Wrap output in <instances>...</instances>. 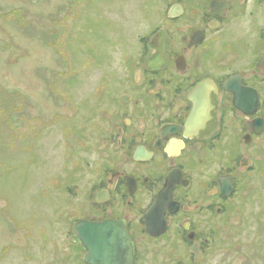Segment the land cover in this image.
<instances>
[{
	"label": "flooded vegetation",
	"instance_id": "obj_1",
	"mask_svg": "<svg viewBox=\"0 0 264 264\" xmlns=\"http://www.w3.org/2000/svg\"><path fill=\"white\" fill-rule=\"evenodd\" d=\"M161 1L159 23L123 57L127 75L102 76L93 89L112 111L86 104L84 141L68 134L82 150L95 133L99 159L71 169L70 197L74 169L94 166L84 215L57 211L47 264H264L263 241L240 239L246 196L264 190V0ZM79 222L90 235L91 224L111 222L108 249L74 236ZM252 223L264 226V213ZM35 234L27 264H41V225Z\"/></svg>",
	"mask_w": 264,
	"mask_h": 264
},
{
	"label": "rangeland",
	"instance_id": "obj_2",
	"mask_svg": "<svg viewBox=\"0 0 264 264\" xmlns=\"http://www.w3.org/2000/svg\"><path fill=\"white\" fill-rule=\"evenodd\" d=\"M163 10L161 0H0V257L3 247L8 255L1 264L19 262L18 250L25 264L34 258L38 225L47 264L57 211L68 220L84 215L94 166L74 169L71 197L67 185L77 160L99 159L95 133L82 150L73 142L85 139V105L112 111L92 96L94 87L102 76L127 75L123 57L136 52ZM246 198L240 239L255 234L264 252V226L252 223L264 213V190Z\"/></svg>",
	"mask_w": 264,
	"mask_h": 264
},
{
	"label": "water",
	"instance_id": "obj_3",
	"mask_svg": "<svg viewBox=\"0 0 264 264\" xmlns=\"http://www.w3.org/2000/svg\"><path fill=\"white\" fill-rule=\"evenodd\" d=\"M213 6L218 7L217 4L214 2L212 3ZM175 11H179V8L173 7L170 11V15H172ZM86 222H79L73 226L72 234L76 237H78L81 242L87 246L90 247L91 250H104V247L108 249V245H110L112 240H107L106 237L103 235L104 232L113 230L112 229V223H102V224H91L90 225V231L91 235L87 234V230L89 229L87 227ZM121 230L120 228H118ZM122 240L119 241L118 245L121 246L124 253V259L128 261V259L131 256V248L129 246V237L126 235L125 231H123ZM90 235V236H89ZM128 237V238H127Z\"/></svg>",
	"mask_w": 264,
	"mask_h": 264
}]
</instances>
